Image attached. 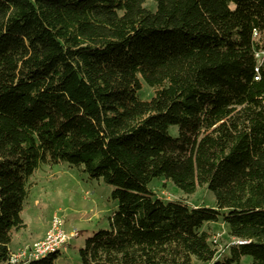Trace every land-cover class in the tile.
<instances>
[{"label": "trees", "instance_id": "trees-1", "mask_svg": "<svg viewBox=\"0 0 264 264\" xmlns=\"http://www.w3.org/2000/svg\"><path fill=\"white\" fill-rule=\"evenodd\" d=\"M147 1L0 0V264L40 164L112 187L79 264H264V0ZM156 178L215 207L164 202Z\"/></svg>", "mask_w": 264, "mask_h": 264}, {"label": "rangeland", "instance_id": "rangeland-1", "mask_svg": "<svg viewBox=\"0 0 264 264\" xmlns=\"http://www.w3.org/2000/svg\"><path fill=\"white\" fill-rule=\"evenodd\" d=\"M144 7L153 11L155 4L150 0L144 3ZM151 96L152 91L142 82L140 98L147 100ZM169 134L176 136L177 127H170ZM29 182L33 185L21 213L26 227L13 232L10 247L36 239L39 235L37 231L48 229L52 216L57 214L63 221V229L67 232L76 231L79 235L71 240L67 251L61 252L55 264H79L78 251L85 240L96 231L109 228L108 218L117 208L116 201L110 198L112 187L101 179L90 180L66 164L52 167L40 164L30 176ZM148 187L164 202L184 200L192 207H215L214 195L206 187L198 188L190 196H186L165 178L152 180ZM208 225L215 237L217 251H224L229 242L226 224L220 219ZM250 262L248 256L241 259V264ZM190 264L208 263L192 258Z\"/></svg>", "mask_w": 264, "mask_h": 264}, {"label": "built area", "instance_id": "built-area-1", "mask_svg": "<svg viewBox=\"0 0 264 264\" xmlns=\"http://www.w3.org/2000/svg\"><path fill=\"white\" fill-rule=\"evenodd\" d=\"M78 235L76 231L67 232L63 229L62 219L57 214H54L45 236L19 249L10 250V257L6 264L27 263L49 254L63 252L67 249L71 240ZM213 240L216 243L215 237H213Z\"/></svg>", "mask_w": 264, "mask_h": 264}, {"label": "crops", "instance_id": "crops-1", "mask_svg": "<svg viewBox=\"0 0 264 264\" xmlns=\"http://www.w3.org/2000/svg\"><path fill=\"white\" fill-rule=\"evenodd\" d=\"M209 227H210V226H209ZM210 229H211V228H210ZM46 231H47V228H46L45 230L37 231L39 235H38V237H37L36 239H34V240H32V241H26V242H23V243H21L20 245H17V246H14V247H10V250H13V249H19V248L23 247L24 245H28V244H31V243H33V242H35V241H38V240L42 239V238L45 236ZM67 249H68V248H67ZM67 249H66L65 251H67ZM65 251H63V252H65Z\"/></svg>", "mask_w": 264, "mask_h": 264}]
</instances>
